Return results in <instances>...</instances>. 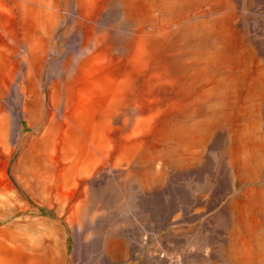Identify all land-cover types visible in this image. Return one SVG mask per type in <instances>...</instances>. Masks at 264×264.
Listing matches in <instances>:
<instances>
[{"label":"bare ground","instance_id":"1","mask_svg":"<svg viewBox=\"0 0 264 264\" xmlns=\"http://www.w3.org/2000/svg\"><path fill=\"white\" fill-rule=\"evenodd\" d=\"M11 1L18 21L0 38V156L18 192L47 204L55 221L20 240L7 264H130L135 251L151 255L149 235L158 248L165 238L185 241L189 264H264V143L240 142L221 76L224 43L243 25L239 0ZM71 33L82 35L76 61L44 77L55 41L65 45ZM247 39L255 55L258 39ZM250 90L245 103L261 114L264 75ZM7 103L12 120L1 115ZM228 123L233 145L222 175L233 193L218 225L209 212L220 184L188 177L205 168L212 133Z\"/></svg>","mask_w":264,"mask_h":264},{"label":"rangeland","instance_id":"2","mask_svg":"<svg viewBox=\"0 0 264 264\" xmlns=\"http://www.w3.org/2000/svg\"><path fill=\"white\" fill-rule=\"evenodd\" d=\"M248 1L239 0L238 16L241 18L243 25L239 27L238 31H231L228 40L224 43L220 56L222 57L225 70L221 73V76L229 79V86L234 96V103L231 107L233 114L231 113L229 118L231 124L239 121L238 136L240 142L252 138L255 142L264 143V111L258 114L255 108L252 107V103L249 105L245 103V100L251 94V90L248 92L247 88L252 85V77L256 78L258 75H264V56L262 55V52L264 54V2L257 0L258 2L261 1V7L249 11L247 10ZM0 15V38L6 40L7 32L17 23L16 20L18 21L17 10L11 0H0ZM109 19H111V15H108L103 20L104 23H108ZM254 26L257 29L256 27L254 29ZM68 29L69 22L62 25L59 32L63 33ZM243 31H246L247 35ZM255 36L262 51L259 49V52L258 50L256 52L255 50L256 54L254 55L253 49L255 48H253L251 41L247 38L253 39ZM81 39L82 35L80 33L77 38L71 33L66 37L67 42L65 45L56 40L55 48L47 58V67L43 72V76L46 78L53 77L57 75L59 70L63 69L67 61H76L78 53L74 49L76 46L74 43L75 41L80 43ZM16 60H19V56L16 57ZM247 94L249 95L247 96ZM11 95L12 99H14V91L12 89ZM246 106L249 107L248 110ZM12 107L14 108L11 103H7L6 110L1 115L3 117L7 115L9 120H12L10 111ZM236 117H239V120H236ZM230 123H228L227 129L212 133L205 168L199 169L196 174L188 177H193L195 183L206 178L211 185H216L217 183L218 186L220 184L219 192L221 196L217 198L216 204L209 212V214H214L213 221L218 225L224 223V217L217 214L218 209L233 193L231 177L222 175L226 169L225 162L228 161L233 145V126ZM224 156L226 157L223 161ZM17 187L11 174V168L7 172L5 171L4 163L0 156V264H7L4 259H13L20 240L27 243V241L33 240L38 235L48 233L52 230V225L55 221L54 215L48 213L47 204L40 200H28L26 196L18 192ZM169 213L173 216L178 213V210L170 207ZM120 214L124 215V212L120 211ZM81 233L83 238L89 234L87 224L84 225ZM195 234V232H191L186 236L196 239ZM186 236H184V239ZM148 238L145 250L151 255L146 254L144 256L141 252L135 251L130 264H150L153 263L154 257H163L164 254L174 258L173 264H189V261H181L185 241L173 242L170 238H165L163 246L158 248L154 244V238L151 235ZM97 239L98 237L92 236V245H90L88 252L91 253V250L94 249L96 245L93 242ZM74 248L75 241L71 239L72 252ZM86 261V259L85 261L81 260L77 264H84ZM194 264L197 263L194 262Z\"/></svg>","mask_w":264,"mask_h":264}]
</instances>
